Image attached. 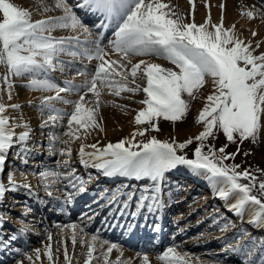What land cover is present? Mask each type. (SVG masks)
Wrapping results in <instances>:
<instances>
[{"label":"snow or ice","instance_id":"6c2138e0","mask_svg":"<svg viewBox=\"0 0 264 264\" xmlns=\"http://www.w3.org/2000/svg\"><path fill=\"white\" fill-rule=\"evenodd\" d=\"M190 2L194 5V0ZM56 6L63 8L62 16L32 21L29 10L18 7L10 0H0V64L7 66L2 80L8 84L9 99L12 92L10 77L32 75L29 87L55 92V95L45 96L41 101L42 109L56 114L50 115L45 126L48 123L54 125L63 115H67L70 129L67 134L80 139L76 132L71 131L74 125L77 126L76 131L84 129L85 132L99 126L96 112L101 89H114L117 96L122 91L136 92L140 90L139 85H128L134 84L137 74L143 72L146 86L142 91L146 98L141 103L146 107L139 110L135 123L140 125L148 122L152 130L159 131L158 124L153 121L159 118L172 121L182 119L189 108L182 94L193 96L194 91L206 83L205 78L211 77L215 91L207 96V103L198 114L197 121L204 123V129L194 138L189 137L184 142L177 143L174 138L169 142L153 136L146 142H137L136 136H143L148 129L134 130L131 137L115 143L109 142L103 147L98 146V142L82 144L79 150L81 162L90 163L92 167L102 170L105 176L119 175L137 180L147 178L148 184L127 192L123 203L126 207L129 201L135 199L138 209L147 207L149 210L153 205L159 206L161 183L167 174L178 167H187L193 174L204 176L218 190L221 198L235 196V203L230 206L232 210L243 214L251 208L252 221L264 224V181L258 184V194H253V189L257 188V178L248 169L238 171L240 165L224 163L234 159L236 153H226L227 145L219 149L214 145H207V151H204L206 145L203 143L214 135L215 130L222 131L229 142H234L237 135L241 140L256 137L264 116V53L254 55L250 42L245 43L235 35L234 25L225 29L223 15L219 24H211L209 12L205 22L197 25L194 19L192 23H182L180 18H173L175 13L162 0H83L78 7L87 8L116 22L115 38L110 43L122 57L120 60L106 59L107 53L98 44L91 49L75 50L76 45L80 44L79 36L58 38L51 35L55 28H83L87 32L65 0H57ZM246 15L253 18L254 13L247 11ZM209 25L213 30H209ZM62 53L72 56L82 54L89 59L98 60L91 80L85 81L83 85H74L69 80L64 82L65 86H60L49 78L47 73L51 70L57 67L64 70L63 62L59 59ZM130 53L164 56L178 70L145 60H139L128 69L123 61ZM41 73L45 78H35ZM129 74L131 81L128 80ZM82 88L86 89V93L94 94L97 101L95 106H86V93L81 94L74 102L61 96V93L73 90L79 92ZM53 101L72 103L74 108L69 114L56 108ZM20 107L19 104L5 105L0 102V173L3 172L7 155L13 147L20 146L19 154L29 152L23 142L30 138L31 129L25 124L24 127L28 130L19 133L16 139L14 129L18 125L12 122L13 118L5 115L6 108ZM57 139L59 138L52 137L53 141ZM193 139L200 142L193 150V158L178 154V149H185ZM86 148H91L92 151L88 152ZM61 152L70 155L71 149H62ZM49 174L56 175L41 173L42 176ZM242 179L249 180V183H242ZM16 187L14 176L9 173L7 185L0 180V198L4 197L6 191L15 190ZM79 191H86L83 181L80 182ZM119 195L123 196L125 193ZM118 198V194L112 192L109 203L116 202ZM131 215L136 216L137 213L133 212ZM70 227L73 229L72 243L75 246L76 226ZM15 238L11 237L13 240ZM92 240H96V237L93 236ZM115 247L116 245H112L107 252L111 253ZM93 251V246L89 245V260L93 259ZM47 255L52 260L50 247ZM158 259L164 264H188L175 248H168ZM65 260L69 261L66 245ZM143 264H150L147 255L143 257Z\"/></svg>","mask_w":264,"mask_h":264},{"label":"bare ground","instance_id":"6f19581e","mask_svg":"<svg viewBox=\"0 0 264 264\" xmlns=\"http://www.w3.org/2000/svg\"><path fill=\"white\" fill-rule=\"evenodd\" d=\"M166 1L168 2L167 3L165 2V3L169 5L170 9L175 12V18L177 17L180 18V20H182L183 23H192L194 19V22L197 25L202 24L205 22L206 18L209 17V12H210L211 24H219L221 21V16L223 15V27L225 29L232 28V26L234 25L235 26L234 31L237 30V32H241L240 28L241 29L247 28L246 24L250 20H253V23H254L253 29L255 30L256 35L259 37V41L257 43L258 46H256V49L254 50L253 54L259 55L261 53H264V22L262 23V26H259L257 24L258 23L257 19L263 16L264 10L260 7V5H257L255 2L251 0H194V5H193V3L190 2V0H166ZM10 2L14 3L18 7H22L24 9L29 10L31 13L32 21L46 19L48 17H60L64 14L63 8L56 6L57 0H10ZM81 3H83V0H76L75 6L78 11L82 12V15L79 16V19L84 18V19L89 20L91 18H98L97 23H99L101 19L103 20L105 19L103 16L93 13L87 8L78 7V5ZM221 5H223L224 7L221 8ZM247 11H252L254 13L253 18H250L246 15ZM43 12H46V13L40 16ZM243 19L248 20V21H245ZM113 22L115 21L109 22L108 20L109 24L107 28L111 26ZM83 30H84L83 28H77V29H72L69 32L68 29L66 28H55L51 32V35L54 37H58V38L73 37V36H76L75 34L77 32H81ZM209 30H213L211 28V25H209ZM235 35L241 40H244V42H249V40H247V36L244 33H241V34L235 33ZM96 37L99 38L98 36H94L93 33H91L90 35L86 37H82V38L79 37V39L80 40L85 39L83 41L88 42L87 40H90V39L94 40L96 39ZM111 38L113 39L115 38L114 34L111 36ZM94 47L95 46L92 45V48ZM111 49L113 50L114 47L110 43L108 50H111ZM110 55L111 53H108L105 58L108 59ZM62 58H65V57H62ZM146 59H148L149 62L158 63L165 68H173L174 70H178L176 69V66L173 65L164 56L151 54ZM95 61H96L95 59H92V63H94ZM69 64L71 65V63L68 62V65ZM62 66L64 69L63 71H65L66 70L65 68H67V66L64 64ZM72 67H76V66L72 65L70 68ZM57 71H61L60 68H58ZM48 74H51V73L48 72ZM91 78L92 76L81 77L75 85H83L85 81H90ZM117 79H119V77H117ZM205 80H206V83L199 90H196L193 96L187 95L186 97L183 98L189 104L188 109L191 108L194 111L192 123L188 128V131H191V132L202 131L204 129V123L198 122L197 117H198L200 110H202V108L207 103V99H206L207 96L212 94L215 91V87L212 83V78L206 77ZM29 81L30 79H27L26 76L17 77L13 75V78H12L13 83H16V84L23 83L22 86L26 85L25 88L28 86ZM145 86H146V77L143 75V80L141 84L139 83V88L142 93L138 95L130 93L132 96L130 98H134V99L138 98L140 99V103H141V101H143L146 98V94L142 91L143 87ZM25 88H20V93L22 92L20 97L21 99H23V101L19 103L21 107L18 109L11 108L12 110H9L8 113H12V117L10 116L11 118H13L14 114H15V117L23 116L21 118H13L12 120L13 123L18 125L14 129V131L17 134L16 139H18L19 133L25 130H28L24 127L25 124H27L29 128L31 129L30 138L27 141L23 142V146L29 149V152L27 154H19L20 146H15L12 148L14 151L13 156L9 155V157H7V160L9 161L12 159V161H14L12 163L13 164L16 163L17 167L11 168L10 166L8 173L6 175H3L5 176V178H3V181L7 185L8 175L9 173H12L16 181L17 187L15 190L6 191L3 197L6 199L5 201H3V198H0V220H2L1 223L3 224L4 219L5 218L7 219V216L5 215L6 214L5 210L6 211L10 209L12 210L13 208L14 209L26 208L28 209L27 212L32 211L33 215H35L36 213L41 214V211H42L40 209L41 206L38 208L37 205H34V209H31V206L27 207L24 204L8 208L11 204H13V202H18L19 200L23 201V197H22L23 195H25V197L27 196L30 197V202H33L35 198H37L39 203L51 202V203L58 204V203L65 202V199H69L70 201L69 203L71 204L70 207H72L73 205L77 206V204L79 203L82 204V200L85 198V202L87 203L86 204L87 206L83 208L80 214L82 213L84 214V212H86L87 216H84L83 218L80 219L81 220L80 225H76V241L77 242L75 246H73V243H72L73 229L72 227H70L74 225V223L63 225V228L65 229L66 233L59 234V240H58L57 246L60 248V251H59L60 260L65 259V245H66L68 257L72 258L73 256H75V259H74V262L76 261L75 264H85L86 261H88V264H143L144 255H147L149 257L150 264H164L163 261L158 259L160 255H156L153 251H151V249L159 248V246L163 245L165 240L161 241L159 244L158 239H157L158 236L157 234L155 235L152 230H147L145 235L147 237L149 235H154V239H153L154 241L151 242L148 239L147 244H143V243L137 244L138 246L142 245L148 248L146 249L147 251L142 252V253H134L121 246H117L112 249L111 253H108L107 249L111 247L110 245L106 244L98 235H89L86 233V230L88 228H91L92 219L93 220H95L96 218L98 219L99 216L97 214H99V212L100 214L104 213L103 215L104 220L100 228L101 230L99 231V234L104 235L105 237L112 236L114 238H117V237L120 238V236L118 235L120 226L122 225L123 229H125L126 225L130 221H132V217L133 218L135 217V216H132L131 214L126 215L128 207H131L132 205L134 208L133 212H136L137 215H139V213L143 209L145 210V213L149 214L147 216L145 215L144 217H141V219L143 218V221L145 218L149 220V218L153 215L159 218L162 214H164V217H165L164 228H167V229L169 228V230L171 229L169 233L171 235H170V238L168 237L167 241L172 243L174 247L176 246L181 247L185 245L187 242H190V241L195 242L199 240V239H193V238L188 241L181 240V237L183 234L187 233L193 227H196L195 225L199 223L201 224V222H203L201 220V222L196 223L197 221L196 220L193 223L186 222L185 224L179 226V221L185 215L187 210L188 211L193 210V209H196L197 207L198 209L200 207L205 208L207 204H211V202L213 201H221V203L224 206L222 208L226 209L228 211V214L232 213V214L238 215V213L232 210L230 207L233 203H235L236 199L234 197H230L228 199L221 198L218 195V190L214 188H212L210 190L211 192H209L207 195H203L202 197L200 195V198H204V199H202L201 201H196L193 204V206L188 207V209H185L186 211L178 212L181 210V208L186 207L184 205V198L189 196L188 194L190 191V189L183 188L181 192V186H179L180 182L185 181L184 179L185 177H188V179H191V181L188 184H189V187L193 189L192 192H194L199 185L204 187L205 184L207 183L204 180L203 176L191 175L190 173L187 172V168L185 167H178L176 170L171 171L169 174H167L166 178L162 181L161 197H160V199L162 200L159 206L153 205L151 210H149L147 207L138 209L135 199H133L132 201L128 202L126 207L123 203L122 207H120V210L116 211L115 204L119 202L120 198H118V200L114 203H109V200L111 198V193L116 192L118 194V197H121V195H119L120 193H125V195H123L124 196L123 199L125 200L127 188L128 190L130 189V192L133 191L134 189L142 188L141 185L139 186V184H137V181H140V180H137L132 177H123L119 175L105 176L102 170L92 167L90 163L89 164L81 163L84 170L88 168L97 170V171H94L96 172L95 174L93 172V174L95 175L94 181L92 180L93 179L92 178L91 180L93 181V183L92 184L90 183L91 184L90 185L86 183V180L84 177L82 178V180L80 179L76 180L75 178L76 176L82 177L80 176V174L79 175L75 174L79 169L70 171L69 173H66V174H61L62 170L65 168L64 161L61 158L57 162L54 163V166L57 169L58 173H56V175H45L44 176L45 178L43 179L45 181V184H48V186L50 187H52V185L60 184V187L58 189L53 190L55 192L57 191L59 195H47L46 197L48 198V201L44 200L43 198L44 195L40 197L38 196L39 194L37 195V193H40V194H43V193H41V191L38 188H36L38 186L39 179L36 176V174L32 171V169L35 168L38 164H40L41 161L39 158H43V155L41 156V153L39 152L44 151L42 150L44 149V147L41 146V144L37 143L35 139L43 141L44 139H47L48 137H40V136L35 137L36 133L40 135L42 134L45 123L44 121H41L39 118H37L34 111L30 109V104H32L33 101L30 99L31 96L28 94V91ZM114 91H115L114 89L109 90L107 87H104L101 89V95L98 101V104L100 105V109L97 110L96 114H100L106 119L105 120L99 119L97 121L99 128L103 130V132H101L100 130L99 135H101V133H105L106 136H109L111 138V137H115V135L118 132H120L121 133L120 136L122 138L120 136L119 137L123 139L125 137H131L134 130H140V129H143L144 127L148 128L149 127L148 122L144 124H140V125L136 124L135 122L128 123L122 128L114 126V123H115L114 121L118 117H121L122 115L127 114L126 109H122L120 110V112L117 113L115 112L116 109L114 110V108H110L106 106V104L108 103V104H111L112 107H115L116 102L112 99V97L109 96V94H114ZM11 95H13V97L15 98L17 97L14 89L12 90ZM125 95L128 96L129 93L122 94V96H125ZM85 102H86V106H95V103L97 102L96 97L94 96L93 93L87 92L85 95ZM136 107H137V113H136L137 115L139 110L143 109L146 106L141 103L140 105H136ZM263 119H264V116H262L261 121H263ZM259 135H260V130H259ZM137 136L136 138H138ZM261 138H262V150H264V139L260 135V139ZM48 153H51V151ZM22 155H23V158H22ZM86 158L87 157H85V159ZM25 160L27 161L26 163H25ZM52 172L53 171L51 172L44 171L42 173H52ZM169 175L175 176L176 178H178V180L175 183H171V180L168 178ZM54 176L56 177V179L51 180V178ZM0 177H1V173H0ZM115 178H117V181H114ZM145 179L146 180H144L143 182L144 185L148 184L147 178ZM105 180H106V183L104 185L105 187H101L99 189L98 187L101 186V184ZM81 181H83V187L86 189V191L84 192L79 191V187H80L79 184ZM193 181H194V184H192ZM25 185H28L29 188L25 187ZM76 185H78L77 187L78 189L72 192L73 191L72 188L75 187ZM61 188H62V191H61ZM210 188H211V185H210ZM45 190H48V189H45ZM176 193L178 194L180 193L181 196L179 197L175 196ZM10 194H14L13 195L14 198L10 197ZM92 194L94 195V197L91 199V197L89 198V195H92ZM67 196H70V198H68ZM7 198H10V200ZM69 210L70 209H68V207L64 208V212L61 214L63 219L68 218L71 215H74V211L69 212ZM168 210H173L175 212L174 215L171 216L172 221H169V218H167L165 215L167 214ZM213 212L215 213V211ZM205 216L206 214H200L199 219H203ZM42 218L43 216H40V218H34L32 216V218L30 219L36 221L37 225H40V223L45 224V220L43 221ZM224 218L225 217L220 218L219 216L217 217L216 221H212V222L208 221V225L206 224L207 225L206 229L211 228L212 226H215V225H222L225 221ZM251 218H252V209H248L247 211L244 212V214H242L241 216L240 215L238 216V220H236L235 223H232L234 224L233 225L234 227H232L231 230L229 231L225 230L223 231L222 234L217 232L216 235L221 234L220 236H224V237H220L221 239L219 240H223L224 238H229L231 236L233 237L235 233H237L241 228H244V229L248 228V227H245L243 223L249 222ZM14 220L15 219H10L9 221L14 222ZM237 222L238 224H236ZM170 223L172 225H169ZM25 224L30 225L31 222H27ZM105 224H108L107 228L103 226ZM256 224L257 226L253 227L252 230L247 229L246 236H249V237H246L243 242L227 244L225 247V251H222L224 249H215V250H218V252H220L219 254H217L218 259L220 260V263H215V264H227V263H223L224 261H227V262L238 261V255L240 256L246 255V258H247V260H244L242 262L240 261L239 262L240 264H260L262 263L264 261V249H263V245L261 244V242L264 240L258 241L259 244L257 246L253 241L252 242L250 241L253 238V236L256 237L257 235H259L258 232H261L259 230L264 229V224H261V223H256ZM14 230H15V233H18L17 229L14 228ZM58 230L60 231L61 229L58 228ZM20 231H23V230H20ZM3 233L11 234V232L5 229H2L0 230V238H1V234ZM41 233L46 235L44 231H41ZM200 234L206 237V239L204 237L205 241L207 240L208 236L212 235L211 233L205 232V230L204 232H200ZM93 236L96 237V240L94 241L92 240ZM31 238L32 237H30V241H31ZM15 239H16L15 242H18V244L19 242L24 241L20 236L16 237ZM213 239L214 238L210 239L209 242H214ZM3 242L6 243L7 241L4 240ZM26 242H28V238ZM26 242L23 244L24 246L27 245ZM154 243L158 244L157 247H153ZM51 245L47 243L41 248H38V247L34 248V251L36 249L39 250V252H36V254H39V257L36 260H34L36 256L35 254L33 261H32L33 264H46L45 262H42V261L44 260L45 255L49 250V247L52 249ZM89 245H92L94 248V251L92 253L93 259L91 260L88 259V246ZM9 246H11V248L14 250L16 249L10 244ZM174 247H171V248H174ZM1 249L2 247H0V251ZM10 252L12 251H9V255H10ZM98 254H100V256ZM83 258H85V260L81 263L80 261ZM1 260L2 258L0 257V264H3ZM25 260L26 261L24 262V264H27V263L30 264V262L27 261V259ZM49 263L51 264L50 261L47 264ZM65 263L69 264V261L65 260ZM207 264H210V263H207Z\"/></svg>","mask_w":264,"mask_h":264},{"label":"rangeland","instance_id":"374dc122","mask_svg":"<svg viewBox=\"0 0 264 264\" xmlns=\"http://www.w3.org/2000/svg\"><path fill=\"white\" fill-rule=\"evenodd\" d=\"M253 2H255L257 5H260V7L264 10V1L262 0H251ZM163 3H167L168 1L166 0H162ZM66 5L75 13V15L79 18V16L82 15V12L78 11L76 8V0H65ZM173 10H171L172 12ZM44 13L43 12L40 16H42ZM173 13H175L173 11ZM0 18H2V13H0ZM175 18V16L173 17ZM97 19L98 18H91L89 20L87 19H80L84 28L87 29V32H85L84 30L81 32H77L75 35L79 36V37H86L88 35H90L91 33H93L94 36H98L99 38L96 37V39L92 40H87L88 42H84L83 40H80V44L76 45V49L75 50H79L81 48H92V45L95 46L96 44H98L100 47H102L105 52L111 53V55L109 56L108 59H114V60H120L122 57V54L117 52L115 49H111L108 50L109 44L111 41H113L114 39L111 38V36L114 34L115 30H116V22H113L111 26H108V20L107 19H101L99 23H97ZM91 20V21H90ZM245 20V19H243ZM182 21V20H181ZM242 21V20H241ZM248 21V20H245ZM94 22V23H93ZM110 22V21H109ZM257 24L259 26H262V23L264 22V13L263 16L257 19ZM183 23V21H182ZM240 23V22H239ZM96 25V26H95ZM247 28H240L241 32H237L234 31V33H244L247 36V40H249L250 42V46L252 49H256L257 43L259 41V37L257 35H253V33H255L254 28V23L253 20H250L247 24H246ZM105 27V28H104ZM114 28V29H113ZM262 28V27H261ZM68 29V31L70 32L72 29L71 28H66ZM113 29V30H111ZM100 30V31H99ZM109 31L108 34H104L105 32ZM244 41V40H243ZM249 42H245V43H249ZM75 43V42H74ZM89 43V44H88ZM151 54H145V55H139V54H135V53H130L128 58L126 60H124L123 62L125 64L128 65V69L131 68V65L134 63H137L139 60H145L146 62H149L148 59H146L147 57H149ZM65 57V58H62ZM59 59L63 62L64 65L67 66V68H65V71H57L59 67L51 70L47 76L49 78H52L55 80V82H57L60 86H65L64 82L65 81H72L73 84L75 85L79 79L81 77H86V76H92L94 74V70L96 65L99 63L98 60H96L94 63H92V59H89L86 55H82V54H78L76 56H72L69 55L67 53H62L59 57ZM68 62L71 63V65H68ZM62 64V65H63ZM72 65H75L76 67H72L70 68ZM7 71V66L0 64V102L4 103L5 105H10V104H19L21 101H23V99H21V93H20V88H25V86H22L23 83L21 84H16L12 82V78L13 76L10 77V81L9 83L12 84V90H15V94L18 97H13V95H11V99H9V93H8V84L4 83L2 80L3 75L5 74V72ZM143 72H139L137 74V77L135 78V83H129V87H136L137 85H139V83L141 84L142 80H143ZM24 76L27 77V79H32L33 76L30 74H25ZM128 79L129 81L132 80L131 75H128ZM35 78L38 79H43L45 78L44 74H38ZM99 85V84H98ZM28 91V94L31 96V100L33 101L32 104H30V109L32 111H34V113L36 114V117L39 118L41 121H48L50 115H56L55 113H51L49 110L47 109H42L41 107V101L45 96H53L55 95L54 91H49V90H43V89H37V88H33V87H26L25 88ZM123 92V93H122ZM121 94L119 96L115 95V94H109L110 97H112V99L116 102L115 107H112L111 104H106L107 107L110 108H114L115 112H120V110L122 109H126L127 114L122 115L121 117H118L114 122V126L115 127H119L122 128L124 127L126 124L128 123H133L135 122V115L137 113V107L136 105H140V99L138 98H130L132 97L130 93L133 94H141L142 92L140 90L136 91V92H130V91H122ZM127 92V93H126ZM86 93V89L82 88L79 92L78 91H70V92H64L61 93V96L64 97L66 100L69 101H77L79 99V96L81 94ZM128 94L129 93V97L128 96H122V94ZM195 93V91H194ZM193 93V94H194ZM185 95V96H184ZM188 94L187 93H183L182 94V98L186 97ZM53 104L55 105L56 108L65 110L67 113H71L73 108H74V104L72 103H63L62 101H53ZM24 105V104H23ZM119 107V108H118ZM100 109V105L98 107V110ZM9 110H12L11 108H6V112L5 115L7 116H11L12 117V113H8ZM62 115V114H61ZM193 116H194V111L193 109H188L186 115L180 119V120H176V121H172V120H165L163 118H159L158 120H155L153 122L158 124L159 127V131H155L151 129V126L149 124L148 128H143V129H148V131L145 132V134L143 136L138 135L136 138V141H147L149 140L151 137L155 136L157 139H160L162 141L167 140L169 142L172 141V139L174 138L176 140L177 143L179 142H184L185 140H187L189 137H195L196 135H198L201 131H197V132H191L188 131L189 126L192 123L193 120ZM23 116H16L15 114L13 115V118H21ZM67 115H63L62 119H58L56 121V123L53 125L52 123H48L46 126H44L43 128V132L42 134H35V137H48L47 139H44L43 141L40 140H36L35 141L39 144H41V146L44 147V151H41L39 153H41V156L43 155V158H39L40 164H38L35 168L32 169V171L36 174V176L38 177L39 181H38V186L36 188H38L41 193H38L40 196L44 195V200L48 201V198L46 197L47 195H49V193H51V195H59V193L56 191H53L55 189H58L60 187V184L58 185H52V187L48 186V184H45V181L43 180L45 177L41 175L42 172L44 171H53L52 173H58L57 169L54 166V163L57 162L59 159H63L64 161V166L65 168L62 170L61 174H66L69 173L70 171H74L76 169H79L75 174L82 176H76V180L80 179L82 180V178L84 177L86 180V183L88 184H92L94 181V174L97 171L95 169H85L83 168V166L81 165V155H80V146L83 145H91L94 143L98 142V146L103 147L105 146L107 143L112 142L115 143L117 141H119L122 137L120 136L121 133L118 132L115 137H109L106 136L105 133H101V135H99L100 132V128L98 127H92L91 129H88L87 132H85L84 129H80L79 131H76L77 126H73V128L71 129V131L76 132V135L80 136V139H75L72 136L68 135L67 133H69L70 129L67 123ZM96 119L97 121L99 119L101 120H105L106 118L101 116L100 114H96ZM261 127H260V135L263 137L264 139V119L263 121H261ZM55 126V127H54ZM99 128V129H98ZM203 131V130H202ZM262 131V132H261ZM101 132H103V130H101ZM260 135L259 132L256 135L255 138H248V139H244L241 140L240 137L237 135L235 137L234 142H229L224 133L222 131L219 130H215L214 131V135L209 137L207 140H205L203 143L206 145L204 151H207V145H214L215 148L219 149L220 147L227 145L226 147V153H236L234 159H229L224 161L225 164H236V165H240V168L238 169V171H243L245 169H248L253 176H255L257 178L256 180V184H257V188L253 189V194H258V184L260 181H264V150H262V138L260 139ZM121 138H120V137ZM52 137H58L59 139L57 140H52ZM61 141H67L68 143H62ZM50 142V143H49ZM200 143L199 141H196L195 139H193V142L188 145L185 149L183 150H179L178 149V154L184 155L186 154L188 158H193V150L195 149V147L197 146V144ZM71 149V153L66 154V153H62L61 150L62 149ZM237 149H239V151L237 152ZM51 153H48L50 152ZM86 151L90 152L92 151L91 148H86ZM13 149H11V151L8 153L7 157H9V155L13 156ZM43 152V154H42ZM245 153H247V155H245ZM16 156V155H15ZM33 157V156H32ZM31 158V157H30ZM12 159L11 160H6V163L4 165L3 168V172L1 173V177L0 179L3 181V178H5V176L8 173V170L11 166V168L13 167H17L16 163L13 164ZM187 168V167H185ZM89 170V171H88ZM94 172V174H93ZM187 172L190 173L191 175H196L193 174L190 170H188L187 168ZM83 173V174H82ZM38 174V175H37ZM51 175V174H49ZM69 176V174H68ZM197 176H201V175H197ZM204 177V176H203ZM58 178V177H57ZM93 178V179H92ZM168 178L171 180V183H175L178 178H176L173 175H169ZM56 179V177H52L51 180ZM90 179V180H89ZM93 181H92V180ZM185 181L180 182L179 186H181V192L183 188H187L190 189L189 191V196L184 198V205L186 207L181 208L180 211L178 212H184L186 211L185 209H188V207L193 206V204L196 201H201L204 198H200L203 195H207L209 192H211L210 190L214 187L211 186L210 188V184L208 182L207 179L204 178V180L207 182L205 184L204 187L202 186H198L197 189L193 191L192 188L189 187V182L191 181V179H188V177L184 178ZM144 180H140L137 181V184H139V186L144 185ZM89 181V182H88ZM114 181H117V178L114 179ZM4 182V181H3ZM140 182V183H139ZM242 183H249V180H241ZM106 180L101 184V186H99L98 188L100 189L101 187H105ZM90 184V185H91ZM188 184V185H187ZM194 184V181L193 183ZM80 185V184H79ZM78 185H76L75 187L72 188V192H74L77 188ZM195 187V186H194ZM29 188V187H27ZM97 188V189H98ZM48 189V190H45ZM98 189V190H99ZM140 189V188H139ZM216 189V188H214ZM97 190V191H98ZM62 191V188H61ZM127 192H130V189L128 190L127 188ZM14 194H10V197L14 198L13 196ZM63 195V194H62ZM22 196V195H21ZM175 196L179 197L181 196V194L176 193ZM174 196V197H175ZM23 197V201L19 200L18 202H13V204H11L8 208L10 207H15L17 205H25L27 207L31 206V209H34V207L32 206V204L37 205V201L38 199L35 198V200L33 202H30V197H25V195L22 196ZM68 198H70V196H67ZM91 197V199L94 197V195H89V198ZM124 196L119 197L120 198V202L118 205L121 206V201L123 200ZM236 199L235 196H232ZM10 200V198H7ZM17 199V198H16ZM6 199L3 198V201H5ZM67 200V201H66ZM175 200V199H174ZM69 199H65V202H63L62 204H57L52 206V203H48V202H42L39 203L43 206H45L43 208V206L40 207V209L43 211L44 215H45V220L46 223L45 224H41L37 225L36 221L31 220L30 218H32V216L34 218H40L41 215L43 214H39L36 213L35 215H33V212H27L28 209L23 208V209H10V210H5V215L7 216V219L5 218L3 221V224L1 223L2 220H0V230L5 229L9 232H11L13 235L11 234H6L3 233L1 234V240H0V246H2L3 249H7V253L9 252V249L11 248V246H8L9 244H13L12 246L15 247L17 250L15 253L13 252L14 249H12V252H10V255L7 260V262H5L4 264H24V262L26 261L25 259H27V261L30 262V264H33V258L37 252L38 249H36L34 251L35 247L41 248L43 247L45 244L49 243L52 246L51 252H52V260H49L48 255L46 253L45 258L42 262H45L46 264L50 261L51 264H66L65 263V259L60 260L59 259V251L60 248L57 246L58 245V240H59V234L60 233H66L65 229L63 228V225L66 224H71L74 223V225H80L81 222V218H83L84 216H87V213L84 212V214H80L82 211V204L78 207H76L74 215L69 216L68 218L63 219L62 215L59 214V212L63 213L64 212V208L68 207V209H70V203H69ZM85 202V199L82 200V203ZM123 202V201H122ZM136 202V200H135ZM45 204V205H44ZM204 205V204H203ZM202 205V206H203ZM86 205H84L85 207ZM52 207V208H51ZM62 207V208H61ZM223 204L221 203V201H213L211 202V204H207V206L204 207H200L198 209V207L196 209L193 210H187L185 215L182 217V219L179 221V226L185 224L186 222H191L193 223L194 221H196V223L201 222V220L203 222H201V224H197L195 225L196 227H193L192 229H190L187 233L183 234L181 237V240L183 241H188L190 239H199L195 242L190 241L187 242L185 245L183 246H176L174 247V245L172 243H165V245H162V247L159 248H154L151 249V251H153L156 255H161L164 251H166L168 248L174 247L176 248V251L181 254L182 256L185 257V259L188 261L189 264H215V263H220V260L218 259L217 254H219L220 252H218V250L215 249H224L222 251H225V247L227 244H231V243H236V242H243L244 239L246 237V231L247 229L252 230L253 227L257 226L256 222H252V218L250 219L249 222H245L243 223V225L245 227H248L246 229L241 228L237 233H235V235L229 238H224L223 240H219L221 239L220 237H224V236H220L223 231L227 230H231L232 227H234L232 223H235L236 220H238V216L242 215V214H232L229 213L228 211L224 208ZM53 209L54 211L51 212H56L58 213L57 215H61L59 217H54V216H50L51 212L49 209ZM118 208V206H117ZM25 209V210H24ZM251 209V208H249ZM215 211V213L213 212ZM224 211V212H222ZM247 211V210H246ZM70 212V210H69ZM31 213V214H30ZM90 213V212H89ZM173 213V214H172ZM174 211L173 210H168L167 214L170 216L174 215ZM209 213V214H208ZM211 213V214H210ZM166 215L167 218H169ZM200 214H206V216L203 219H199ZM225 214V216H224ZM244 214V213H243ZM40 215V216H39ZM69 215V214H68ZM81 215V216H79ZM28 216V217H27ZM39 216V217H38ZM170 216V217H171ZM186 216V217H185ZM220 218H224V223L222 225H215L212 226L211 228H207L206 226L208 225V221L212 222V221H216L217 217ZM10 219H15L14 222H10ZM27 222H31L30 225H26L25 223ZM58 222V223H56ZM56 223V224H55ZM103 223V222H102ZM207 224V225H206ZM238 224V222L236 223ZM235 224V225H236ZM92 225V222H91ZM106 228L108 227V224L103 225ZM29 227V228H28ZM240 227V225H239ZM15 229H17L18 233H14ZM61 229L60 231L58 230ZM23 230V231H20ZM96 223L93 224V228L91 226V228H88L86 230V233L89 235H97L96 233ZM208 232L211 233L212 235L207 237V240H204L205 236H202L200 234V232ZM41 231H44V234L41 233ZM170 231H167V235L170 237ZM173 231V229H172ZM261 232H258L259 235H255L256 237L253 236V238L250 240L251 242L253 241L256 246L259 244L258 241H262L264 240V229L263 230H259ZM22 232V233H21ZM221 233V234H217L216 233ZM68 233V232H67ZM228 235V234H226ZM18 237L20 236L24 241H27L28 238V242L26 246L22 245L24 247V249L22 250V246L18 243H16L13 239H11V237ZM106 244L112 246V245H116V242H114L113 240H110L107 237H103L98 235ZM8 237V238H7ZM10 237V238H9ZM30 237L31 241H30ZM214 238V242H209L210 239ZM82 239V238H81ZM154 239V238H153ZM166 239V238H165ZM203 239V240H201ZM206 239V237H205ZM6 240L7 244L2 242ZM46 241V242H45ZM151 242L154 240H150ZM4 244V245H3ZM261 244L263 245V249H264V241L261 242ZM153 247H157L158 244H153ZM123 248H128V247H124ZM145 250L147 251L145 246L143 247ZM21 251V252H20ZM134 253H142L141 251H134L131 250ZM144 251V252H145ZM3 251H0V257L3 259L5 258V256L3 255ZM100 256V254H98ZM103 255V254H102ZM84 256V255H83ZM39 257V254H36L34 260H36ZM75 256H73L72 258H69V264H75L74 262ZM85 260V258H83L80 262L82 263ZM247 260L246 255H238V261H233V262H227L224 261L223 263H227V264H240L239 262ZM28 264V263H27ZM50 264V263H49ZM260 264H264V261Z\"/></svg>","mask_w":264,"mask_h":264}]
</instances>
